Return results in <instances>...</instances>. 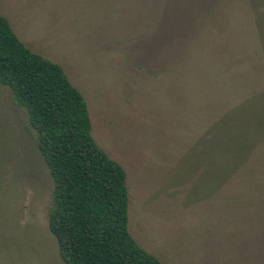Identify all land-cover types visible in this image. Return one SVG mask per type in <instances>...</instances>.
Returning a JSON list of instances; mask_svg holds the SVG:
<instances>
[{"label":"rangeland","instance_id":"374dc122","mask_svg":"<svg viewBox=\"0 0 264 264\" xmlns=\"http://www.w3.org/2000/svg\"><path fill=\"white\" fill-rule=\"evenodd\" d=\"M0 13L84 95L144 249L163 264H264V0H0ZM53 191L0 82V264H66Z\"/></svg>","mask_w":264,"mask_h":264},{"label":"trees","instance_id":"16d2710c","mask_svg":"<svg viewBox=\"0 0 264 264\" xmlns=\"http://www.w3.org/2000/svg\"><path fill=\"white\" fill-rule=\"evenodd\" d=\"M0 82L27 109L54 179L49 226L64 262L163 264L130 232L126 170L95 140L84 95L59 63L27 47L1 13Z\"/></svg>","mask_w":264,"mask_h":264}]
</instances>
